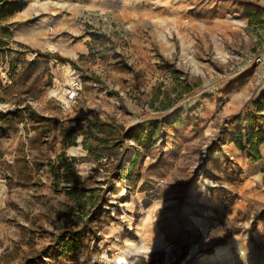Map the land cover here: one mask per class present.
<instances>
[{
	"label": "rangeland",
	"instance_id": "rangeland-1",
	"mask_svg": "<svg viewBox=\"0 0 264 264\" xmlns=\"http://www.w3.org/2000/svg\"><path fill=\"white\" fill-rule=\"evenodd\" d=\"M7 1L0 264L198 260L237 227L221 186L264 214L225 140L264 92V0Z\"/></svg>",
	"mask_w": 264,
	"mask_h": 264
},
{
	"label": "crops",
	"instance_id": "crops-1",
	"mask_svg": "<svg viewBox=\"0 0 264 264\" xmlns=\"http://www.w3.org/2000/svg\"><path fill=\"white\" fill-rule=\"evenodd\" d=\"M229 144H232L235 156L239 160L245 159V162L264 166V142L259 146L260 158L255 161L251 160L244 150L238 149L232 142ZM259 168L262 169L258 175L259 182L257 179L251 180L250 176H245L242 178V184L248 190L247 200L253 204H263L264 207V168ZM219 190H221L219 191L220 194L215 195L212 199L215 202L214 206L218 209L216 215L224 220L235 221L237 227L222 235L223 239L213 247V252L201 256L198 260L189 258L182 264H264V214L253 217L254 212L251 211L247 215L248 204L246 201H231L225 187L221 186ZM213 216L214 214H211V217H208L200 228L212 229L216 227L222 229V224L215 222ZM251 220L254 223L252 228H249ZM157 235L161 239V233L157 232Z\"/></svg>",
	"mask_w": 264,
	"mask_h": 264
},
{
	"label": "trees",
	"instance_id": "trees-1",
	"mask_svg": "<svg viewBox=\"0 0 264 264\" xmlns=\"http://www.w3.org/2000/svg\"><path fill=\"white\" fill-rule=\"evenodd\" d=\"M6 4H12L7 0H0V19L3 17L1 9ZM10 6V5H8ZM15 7L12 6L14 12ZM11 11V12H12ZM252 108L244 113L237 114L229 122H237L236 128L225 133V140L232 142L238 149L244 150L247 156L255 161L260 158L259 146L264 142V92L253 100ZM179 118L170 121L169 123L178 121ZM96 123V122H95ZM149 124V125H148ZM148 128L152 130L151 123H148ZM142 126V125H141ZM226 129L220 132L224 133ZM140 132L136 135L138 140ZM137 155V153H136ZM136 162V157L131 160V166ZM91 199V195L88 196ZM77 235L69 237L70 239H62V246L65 251L70 252L77 242Z\"/></svg>",
	"mask_w": 264,
	"mask_h": 264
}]
</instances>
